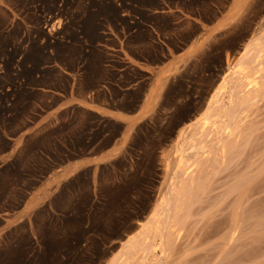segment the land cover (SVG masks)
<instances>
[{
  "label": "rangeland",
  "instance_id": "1",
  "mask_svg": "<svg viewBox=\"0 0 264 264\" xmlns=\"http://www.w3.org/2000/svg\"><path fill=\"white\" fill-rule=\"evenodd\" d=\"M169 1L204 24L214 22L229 3ZM120 9L132 13L130 5L120 6L118 0H0V154L8 148L5 136L16 135L37 118L39 106L33 101L44 96L29 93L27 86L67 88L68 80L57 77L55 68H41L56 60L74 70L87 57L82 88L91 89L99 83V65L105 55L95 51L85 54L78 35L92 40L100 18L106 33H113L118 24L127 26L125 19L117 18ZM134 13L153 21L163 32L171 31L172 21L179 20L174 15ZM176 27L180 30L168 39L175 48L185 47L198 30L187 20ZM148 37L146 32L129 37L135 46L131 52L138 59L160 62L161 50L147 45ZM253 40L260 43L252 55L258 61L253 66L256 68L248 72L254 88L250 86L248 92L237 87L242 92L235 90L236 97L244 96L240 105L235 102L238 97L228 100L229 82L227 94L219 99L225 109L233 103L242 108L240 112L239 106L235 107V124L226 123L225 118L219 121L217 134L222 137L224 151L211 147L203 158L194 157L189 162L200 159L192 173L182 178L178 175L173 183L179 187L188 179L193 188L186 194L182 190L170 194L169 209L161 216V232L157 231L159 237L153 240L154 233L146 232L149 241L134 255H127L131 258L125 257V264H264V0H244L230 26L222 27L212 40H203L206 42L196 57L180 70L175 68L157 111L133 129L122 154L108 164L83 170L64 184L55 197L54 214L41 208L33 214L31 224L23 223L7 232L0 240V264H108L120 258L122 242L137 232L156 203L172 190L169 184L175 171L174 144L179 130L203 116L209 97L217 91L229 66ZM123 75L125 82L142 80L135 92L114 105L133 111L149 80L137 69L127 68ZM112 93L119 96L115 89ZM40 105L49 107L44 100ZM63 118L60 127L31 139L17 160L3 168L1 207L18 210L24 193L17 187L24 174L49 171L50 166L42 165L32 152L40 150L61 162L105 149L122 128L79 108ZM229 125L226 134L224 126ZM213 137L211 145L216 142ZM60 142H67L72 153L64 156ZM34 184L30 181L25 186ZM144 232L138 235L142 244Z\"/></svg>",
  "mask_w": 264,
  "mask_h": 264
},
{
  "label": "crops",
  "instance_id": "2",
  "mask_svg": "<svg viewBox=\"0 0 264 264\" xmlns=\"http://www.w3.org/2000/svg\"><path fill=\"white\" fill-rule=\"evenodd\" d=\"M144 1H147V6L140 4ZM243 1L229 0L223 14L214 22L204 24L197 16L188 15L180 6L169 0H128L125 3L118 0L120 6H131L132 13H126L120 9L117 14L118 20L127 21V26L118 24V29H115L113 33H106L102 30L100 18L96 23L98 27L94 31L92 41L85 40L80 33L78 35L85 54L95 51L105 55L99 65V83L91 89L82 88L87 57L74 70L66 68L63 63L56 60L50 66L41 68L42 70L55 68L57 77L68 80L67 88H49L40 85L26 87L29 93H40L44 98L33 101L36 106H39L36 120L30 121L16 135L4 137L8 148L0 154V173L4 167L12 165L17 160L18 154L31 139L48 129L60 127L65 122L64 115L69 114L71 117L75 108L93 113L101 119H110L121 124L122 128L118 138L110 146L98 152L88 151L76 158L58 162L52 155L40 150L32 152L42 165L50 166V169L43 175L24 174L21 185L17 187L24 193V199L18 210H10L5 205L0 206V240L16 226L23 223L31 224L33 214L41 208H46L49 213L54 214L56 211L54 200L64 184L83 170L108 164L122 154L133 129L157 111L160 99L175 68L180 70L190 59L196 57L204 42L212 40L222 27L230 26L234 13H237ZM135 11L149 17L174 15L179 20L172 21L171 31L163 32L153 21L145 20L141 15L135 14ZM182 20H187V24L195 26L198 30L185 47L177 45L175 48L168 43V39L175 37V31L180 30L176 25ZM140 32H146L149 35L147 45L159 47L162 58L160 62L152 63L146 59H138L132 54L131 49L135 46L130 44L129 37ZM113 40L116 45H108ZM127 68L137 69L149 80L144 94L138 100L137 108L133 111L114 106L129 92H135L142 83L139 79L125 82L123 74ZM39 77V75L36 76V78ZM114 89L119 92L117 98L113 96ZM43 100L49 105L48 108H41L40 102ZM51 100H53L52 103ZM60 144L65 149L64 156L72 153L67 142H60ZM30 181H34L35 184L31 187L25 186Z\"/></svg>",
  "mask_w": 264,
  "mask_h": 264
},
{
  "label": "bare ground",
  "instance_id": "3",
  "mask_svg": "<svg viewBox=\"0 0 264 264\" xmlns=\"http://www.w3.org/2000/svg\"><path fill=\"white\" fill-rule=\"evenodd\" d=\"M259 44L260 43L258 40H253V41L247 43L246 46H244L243 52H241L239 57H237L233 66H229V69H228L229 71L225 74V76L221 80L220 84L218 85V87L216 89L217 91H214L212 93V95L209 97L203 116L201 118H199V120L197 122H194L193 124H189L185 128L179 130L181 132H180V134L177 135L176 141L174 144L175 145L174 146L175 147L174 153L176 156L175 161H174L175 171L173 174L174 176L171 179L172 181L169 184V187H172V190L170 191L168 189L172 193L167 191L165 196L161 197L162 198L161 202L156 203L157 205H155L153 207L152 211L150 212V214L148 215L146 220L140 224V228L137 230V232L135 234L131 235L130 237H128L126 240H124V242H122L121 251H120V253H121L120 258H117L115 260L111 259L108 262V264H125V262H126L125 257H127L128 259L131 258V257H128L129 255H131L130 253H133V255H134V253L139 251L138 249H140L141 246L143 248L144 245L146 244V242L149 241V238L147 237V235H145L146 232L154 233L153 240L156 239L155 237L158 233L157 231L160 230L159 226L163 224L161 222V216L163 215L162 213L165 212L164 211L165 209H169L168 207H169V204L171 202V201L169 202L170 194L172 195V194H174V192H176V191L178 192V190L179 191L182 190V192L186 194L187 192H189L190 189L193 188V187L191 188L192 183L188 179L185 180V182L179 187L174 185L173 182L175 181V179L178 178L177 177L178 175L181 174V178H182V175L183 176L185 175L187 177L190 173H192V171H194L195 168L198 167V165H199L198 162L200 160L198 158L195 159V162H193L191 164L189 163L191 160H193L194 157L202 156L201 158H203V156L206 154L207 150L211 147L219 146V151L220 152H222V150L224 151L225 145H223V146L220 145V142L222 141V137L219 138V135L217 134L218 126L220 123L219 121L223 120L225 118L226 123H233L234 119L236 118V116L238 114L237 109L239 108V109H241L240 112L242 111V108H240L241 104L239 102L241 101L240 99L244 96L241 95L240 98L238 97L239 94H237L236 92L237 91L239 92V90H237V87H242V90L244 88L247 91L250 89V86H251L250 78H252V77H249L250 75L248 76V74H249L248 72L251 69V67H252V69L256 68L253 66H254L255 62H258V61H256V59L252 55L256 49L258 50ZM251 74H252V72H251ZM229 82L230 83L232 82L231 83L232 87L229 90L228 100L230 102H233L236 100L235 102L238 101V104H240V105H238L237 103H235L236 104L235 105L233 103L235 106H233V104H230V106L228 107L229 109H225V107H223V102H222L221 106L219 105V104H221V103H219V99L221 100V98L225 94H227L226 91H227V86H228ZM256 83H257V81H256ZM256 83H255V85H257ZM253 88L251 86V89H253ZM238 89H240V88H238ZM235 90H236V92H235ZM245 90H244V92H245ZM247 91H246V93H248L250 90L248 92ZM241 92H239V93H241ZM236 95H238L237 97L239 100L238 99L233 100L236 97ZM246 97L247 96H245V98ZM248 103L249 102L247 101V104ZM235 107H238V108L236 109ZM234 124H235V122H234ZM233 127H232V129H233ZM222 128H223V126H222ZM224 128H225L224 129L225 133L229 134L228 132L231 128V125H229L228 127L224 126ZM213 135H215V138L213 137ZM212 137L214 138V140L216 142L211 145V141L213 140ZM167 166H168V164H167ZM177 185H178V183H177ZM141 231L142 232L145 231L143 234L144 235L143 239H142V241L144 242L143 244H142L141 240L138 239V235L141 234L140 233ZM160 232H161V230H160ZM160 238H162V237H160ZM122 250H124V251H122ZM122 252H123V254H122ZM141 252L145 253V250L141 251ZM121 258H124V261L122 260L123 262L121 261L120 263H118L119 260H121ZM143 260H145V259L143 258Z\"/></svg>",
  "mask_w": 264,
  "mask_h": 264
},
{
  "label": "trees",
  "instance_id": "4",
  "mask_svg": "<svg viewBox=\"0 0 264 264\" xmlns=\"http://www.w3.org/2000/svg\"><path fill=\"white\" fill-rule=\"evenodd\" d=\"M142 6L144 5V6H147V1H144V2H142V3H140ZM89 40V39H88ZM90 41H92V40H90Z\"/></svg>",
  "mask_w": 264,
  "mask_h": 264
}]
</instances>
